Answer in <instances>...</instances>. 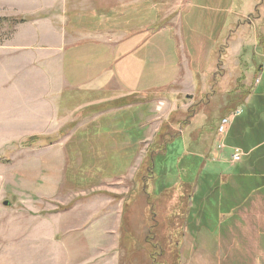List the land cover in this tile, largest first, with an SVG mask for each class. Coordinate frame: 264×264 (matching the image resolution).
Here are the masks:
<instances>
[{
  "label": "rangeland",
  "instance_id": "374dc122",
  "mask_svg": "<svg viewBox=\"0 0 264 264\" xmlns=\"http://www.w3.org/2000/svg\"><path fill=\"white\" fill-rule=\"evenodd\" d=\"M220 1V7L225 9L228 6L230 8L231 0ZM233 1H235L234 8L232 6L231 8L236 12L242 10L243 4L248 5L255 2L256 9H243L246 17L243 18L241 25L243 40L246 42V48L251 52L254 49L255 36L261 31V26L264 23V19L260 17L261 12L264 14V1L247 0L245 3L244 0ZM57 2L60 1L0 0V48L14 43L29 44L27 46L28 50L24 49L23 53L30 57L32 50H34V45L31 44L46 46L48 41L59 38L58 34L49 33L51 27L47 23L50 20L48 17L53 12V5ZM68 5L70 8H74V6L81 8L80 10L67 12L66 28L72 33V35L66 34L68 39H70V36H75L82 40L85 35L80 33L107 32L104 33L105 36L111 35L113 37L111 41L114 43L119 41V49L122 50L126 46V42H122V40L133 33H135L136 46L137 43H141L144 37L159 34V38L152 41L156 43L154 51L151 52L152 56L146 58L151 60L152 64L145 63L143 66V68L148 66V69L151 66L154 67L155 61L162 59V24L167 23L168 25L171 23L175 27L180 24L181 26L184 25L182 18L184 19V13L189 12L190 9H188L189 5L184 0H79V2L76 0L75 4L70 1ZM228 12L232 20L240 18L235 13ZM59 20L61 21V19ZM118 31H122V33H118ZM111 32L113 33L110 34ZM216 33L220 34V29ZM166 34L167 39L169 38L173 43L174 55L176 61H178L183 48L181 42L178 41L179 39H177L175 33L171 34L167 31ZM263 41L260 40V42ZM103 44L102 50L105 55L104 58H106L110 48L105 43ZM6 50L8 49H0V177L4 178L0 189V264H78L79 258L89 257L90 260H95L97 258L96 254L103 249H119V264H145V262H140L136 255L144 254V259L148 261L147 253L155 256L159 247L158 244H153L157 240L149 232V228L144 221L145 215L142 211L145 209V204H135L136 206H133L130 213H134L133 224L140 239L137 242L142 245L139 247V251L133 253L134 260L125 258L126 248L120 246V227L122 221L126 220V213L129 210L126 209L127 211L123 212V216H121L122 208L123 211L125 210V205L122 206L123 196L131 191L135 183L134 180L141 181L140 175L145 169V165H147L145 162H147L151 145L155 143L152 139H156L160 134L159 131L165 125V122L174 119L176 115L178 118L181 117L179 111L187 109L193 111L194 107H198L197 113L195 112L192 117V126L188 130V134L194 137L191 146H197V149H200L202 153H206L208 150L211 153L212 148L210 149V147L214 146V140L211 143L209 142L208 146L205 142V138L209 137L211 133L205 130L204 141L198 139L199 134L203 132L202 130L208 124L209 119L213 117L218 120L225 107L230 106L229 109H232V111L236 109L237 107H233V105L237 104L239 98L224 93L221 81L216 82V85H214L213 75L210 74L206 77L203 76V79L206 78L201 83L203 91H200V88H196L194 91L190 90L191 85L188 86L185 79L184 82L181 80V82L175 84L168 83L163 86H154L158 83L156 81L162 80V70L159 69L156 70L151 81H146L141 77L139 79L140 84L152 88L150 91L129 94L127 97L117 99H146L143 102H147V108L151 107L149 110L150 115L145 118L150 126V136L149 134L139 135V140L134 139V141H141L139 145H132L133 149L136 150V154L137 150L140 152L138 153L135 173L106 180H102L95 175L96 178L91 181L79 183L76 181V177L67 178L66 173L68 172V175L72 176L75 171H80L79 173L86 172L88 165L91 163L90 161L93 162L94 167L92 166V169H96L99 173L101 168L112 171V167L110 163L108 164L102 157H99L100 155L103 156L104 149L100 150L102 152L99 151L98 154L92 155L95 152L91 150L89 144L80 145L77 143V145H73L76 140L69 143L68 138L74 132V129H70L69 126L72 125L71 123L75 124L83 121V116H79L89 106V104L84 105L85 103L101 100L96 103L97 106L92 107L95 108V111L103 110L108 105L106 102L111 104V101L116 99L111 98L115 94L102 92L96 98H89L88 96V99L84 100L83 96L79 98L83 94L77 88H70L71 91H68L62 102H66V107L70 111H74L80 106V109L84 108L82 109L83 112H71L67 118L60 117V120H56L53 129L44 134L30 135L33 132L29 134L28 129L21 128L15 123L5 124L4 120L8 116H19L21 118L22 115H26V112H30V109L21 103L26 96L25 93L30 92V88L26 85L28 78L23 75L27 73L26 75H31L30 77L38 81L41 78L45 79L46 75L41 70L37 71L36 66L30 65V70L25 71L26 69H23L19 71L20 69H18L16 74L13 71L11 72L12 76H10V69L5 64L6 57L9 55ZM142 52L139 53L140 57L144 56ZM68 53H65L67 56H65L64 63L68 61ZM169 53L173 54L171 51ZM8 63L9 61H7ZM232 69L236 71L237 67L235 69L233 66ZM64 70L66 72V66ZM169 73L173 74L172 72ZM233 75L235 78L237 77L235 74ZM171 76L173 75H169L167 78ZM221 78L223 80L224 76L219 77V79ZM14 80H17L19 85L9 87V83ZM234 84H237V81ZM29 86L31 85L29 84ZM210 87L217 89V92H215L217 95L211 97V99L209 98V103L200 104V96ZM38 88L39 85L32 86L34 92ZM188 91L192 92L188 93ZM28 99H25V101H28ZM164 102L172 103V106L175 102L176 105H179V108L174 107L171 113L167 112L166 119L162 123V117H165L162 114V110H164L162 103L164 104ZM36 104L37 101L33 105V109H35ZM242 104L241 102L238 107ZM166 110L169 109L166 108ZM137 113L133 106L125 119L130 121L135 117L138 118L143 114V111ZM190 135L187 136L189 141ZM217 135L221 136L216 129L214 138ZM110 136L108 137L110 138ZM148 136L151 137L150 140L147 138ZM182 148L180 138L170 147L175 156L176 152H180ZM214 148L218 152L220 151L217 152V155H214L216 161L232 160L231 149H219L216 145ZM174 158L172 156L169 160ZM97 163H99V166H96ZM172 164L175 165L176 162H168L169 167ZM190 165L186 169H182L183 176L189 175L187 172L191 169L192 163ZM227 166V163L219 165L223 168ZM161 168L162 158L158 157L156 158V171L159 172ZM182 168H185L184 165ZM117 169L118 167H115V170ZM172 178L176 180L174 176ZM165 179L169 180L170 177L167 175ZM232 186L240 188L238 192H243L240 185L233 181ZM120 196L122 198L118 199ZM177 198L162 195L160 205L165 207V210L167 207L169 209ZM5 200L10 201V204L6 205ZM139 201L143 203V198ZM261 209L256 211V215L253 211H247V209L237 210L232 218H224L225 220L222 218L223 222L221 223L223 224L219 225L220 230L213 231V234L206 231H201L198 234L186 228L182 246H180V264H250V262L252 264H264V252H260V250H264V209ZM163 216L164 219H160L161 222L165 221L166 212L164 210ZM171 222L172 220L168 216L165 230L170 228ZM92 226L95 227L93 231L90 229ZM126 226L128 225L125 224ZM160 227L157 226L152 231L161 235ZM89 233L92 237H96V240L90 237ZM162 235H164V230ZM239 235L243 237L240 239L245 242V251H240L239 245L236 244L239 241V238H237ZM231 237H233V241ZM250 245L253 247L251 248ZM223 249L229 251L223 253Z\"/></svg>",
  "mask_w": 264,
  "mask_h": 264
},
{
  "label": "crops",
  "instance_id": "0c3cea01",
  "mask_svg": "<svg viewBox=\"0 0 264 264\" xmlns=\"http://www.w3.org/2000/svg\"><path fill=\"white\" fill-rule=\"evenodd\" d=\"M58 1L61 3L57 2L53 5V12L52 15L48 17L50 20L47 21V23H49V27H51L49 33L54 35L58 34L59 38H55L53 41H48L46 46L41 44H31L34 45V50H32L30 57L23 53L24 49L28 50L27 46H29V44L14 43L13 45H6L0 48L8 49L6 52H8L9 55L6 57L5 64L10 69V76H12L11 72L13 71L14 74H16L18 69H20L19 71L23 69H26L25 71L30 70V65L36 66L37 71L41 70L46 75L45 79L41 78V80L38 81L37 79L30 77L31 75H26L27 73L23 75L24 71L22 72V75L25 78H28L26 85L30 88V92L25 93L26 96L21 103L26 105V107L30 109V112H26V115H22L21 118L19 116H8L4 120L5 124H18L19 127L28 129L29 134L33 132L30 135L44 134L48 130L54 128L56 120H60V117L67 118L70 116L71 112H83L82 109L84 108L80 109V106L74 111H70L66 105H64V102H62L68 91H71L70 88H77L79 92L83 94L79 96V98L83 96L82 98L84 100H87L88 96L89 98H96V96L101 95L102 92L115 94V96H112L111 98H116L115 100H117L119 97H127L129 94L150 91L152 88L140 84L141 82H139V79L142 77L146 81H151L155 76L157 69L162 70V80L159 79V81H156L158 83L154 86H163L168 83L175 84L179 81L181 82V80L184 82L185 79L187 85H191L190 90L193 91L196 88H200V91H203L201 83L206 79L205 77L207 75H213L212 81L214 82V85H216V82L218 83V81H221V85L225 91L224 93H227L228 96L232 95L233 97L236 96L237 99L239 98L237 104L233 105V107L236 106L237 108H241V115L244 114L243 108L245 104L249 102L250 105H254L257 113L262 111L264 117V106L261 105L259 100L255 97L257 95H264V68L256 73L257 65H260L262 59H264V23L261 26V31L255 36L254 49L251 52L246 48V42L243 40V31L241 30L243 18L246 17V14L243 13V9H256L255 2L248 5L243 4L242 10L236 12L231 8V6L234 8L235 1L233 0H231L229 4L230 8L226 7L225 9L220 7V0H206V3H203L204 0H184L187 5H189L188 9L190 8L188 10L189 12L184 13L186 24L184 23L183 18L184 25L182 26L181 24L177 27L173 26L171 23L168 25L167 23L162 24V59L155 61L154 67L151 66L150 69H148V66L146 68H143V66L145 63L152 64V61L146 58L152 56L151 52L154 51L156 44L152 41L157 40L160 36L159 34H154L155 36L151 34L144 37L141 41L142 44L137 43L136 46L135 33H133L122 40V42H126V46L122 49L123 51L119 49V41L114 43L111 41L113 38L111 35L105 36L104 33L107 32H79L80 34L85 35L82 40L75 36H70V39H68L66 34L72 35V33L66 28L65 19L68 17L67 12L80 10L81 8L75 6L74 8H70L68 5V2L70 1H73L75 4L76 0ZM77 2H79V0H77ZM245 2H247V0H244V3ZM228 11H230V13H235V15L240 16V18L232 20ZM260 17L261 19H264V14L262 12ZM59 19H61V21ZM197 19H199V21H197ZM218 29H220V34L216 33ZM167 31L171 34L175 33L177 39H179L178 41L181 42L183 47L178 61H176L174 55L173 43L169 38L167 39ZM119 32L122 33V31H118V33ZM112 33L113 32L110 34ZM260 40L263 42H260ZM103 43L110 48L106 58H104L105 55L102 50ZM134 49H136V51H134ZM141 51H143L142 54H144V58L139 55ZM169 51L173 52V54L169 53ZM66 52H69V57L67 58L68 61L64 63L65 56H67V54L65 55ZM26 54H28V52H26ZM7 61H9L8 64ZM200 62L201 64H199ZM65 66L66 72L64 70ZM233 66L235 69L237 67L236 71H233ZM146 72H148V74H146ZM169 72H172L173 74H170ZM233 74L237 77L235 78ZM169 75L173 76L167 78ZM203 76H205L204 79ZM220 76H224L223 80L222 78L219 79ZM17 80L9 83V87L19 85ZM235 81H237V84H234ZM29 84L31 86H29ZM36 85H39V88L34 92L32 86L35 87ZM189 92L192 91H188V93ZM204 92L205 93H203L199 99L207 98V103L210 102L211 97L217 95V93H215L217 92V89H212V87ZM208 93H210V95H208L209 97L207 96ZM25 99H28V101H25ZM36 101L37 104L35 109H33V105ZM100 101L101 100H95L84 104H89V106L85 109L83 114L79 116H83V121L79 123L77 122L75 123V126H73L72 129H74V132L71 133L68 138L69 143L72 140H76V143L73 145H77V143L80 145L89 144L91 150L95 152L92 154H98L101 149H104L100 148V145L109 146L113 148V150L118 148L124 151H129V154H135L131 158L129 166L124 170L117 169L114 171V165H116L114 154L111 153L109 155V152H107L108 150L106 149H104V152L100 151L103 153V156L100 155L99 157H102L104 161L108 157V161L110 159L111 162L109 161L107 163H110L112 167V171L105 168L100 169V178L102 180L120 178L129 175V173L134 174L136 164L138 163V153L140 152L137 150L136 154V150L133 149L132 145H139V142L141 141H134V139L139 140V135L149 134L150 136V126L145 118L150 115L149 110L151 107L147 108V102H140L138 104H129L125 107H115L95 111V108L92 106H97L96 103ZM199 102L202 104V101L199 100ZM240 102L243 104L238 107ZM133 106L136 113L138 111H143L144 115L142 114L138 116V118L135 117L131 119L129 123V120L127 121L125 119V115H128L129 110H131ZM162 107L164 108L162 114L165 115V117H162L163 123L166 119V114L169 112L171 113L174 110V107L179 108V105H176L174 102L172 106V103L164 102V104L162 103ZM229 107L230 106L225 107L224 110H232H228ZM166 108L169 110L167 111ZM234 119L229 126L228 133L225 137L217 135L213 139L214 146H217L216 143L221 139V141L224 140L226 144L224 149L228 148L227 150L231 149L233 152L234 148L240 147L234 143V130L231 132L230 137V130H232ZM261 128L264 129L263 127ZM247 129V127H241V129L237 130L239 133L238 138L247 132ZM109 132H111V135L113 136L118 135V137L114 139L115 141L108 137L110 136ZM156 132L154 133V136ZM183 132L184 131L181 130L182 135L179 137L180 140H182L183 145V148L179 153L180 157L183 156V154H189L191 156H196V158L190 159V157H187L185 168L177 170L176 164H172L169 167L168 170L173 171L174 177L176 178L173 183L174 185L179 183L181 178L184 177L191 182H195V192L197 195H201L208 190L210 187L209 185L213 181V178L206 177L205 173H218V175L225 176V178L228 179V176L236 174L234 172H237L241 165V168L244 166L245 168H243L242 172L237 176L239 178H249L252 176L254 170H252L251 166L248 164V161H250V155L246 154L244 148L240 147L245 152L243 160L241 159L240 162L233 163L231 160L227 159L226 161L218 162L214 157L215 154L217 155L218 151L213 145L210 147V149L212 148L211 153L210 150H208L209 154L208 152L202 153L200 149H197V146L190 147L188 145V138ZM149 136L147 138L150 140L151 137ZM199 137H202V133L199 134ZM228 139H230L233 144L229 145L227 143L228 141H226ZM152 140L154 141V138ZM213 140L210 139V143ZM172 145H174V143L169 145V152L172 150L170 149ZM199 158H201V160ZM252 161L255 162L256 159L253 158ZM190 163H193V165L187 172L189 175L183 176L182 169L191 166ZM222 163H227L228 166L225 168L219 167ZM158 173L159 176H162L160 175L162 173V168ZM258 177L260 178V176H257V178ZM232 181L236 182V180ZM260 192L264 193V189L253 190L252 193H254L255 196L248 200L241 210L247 209V211H253L256 215V211L261 208L264 209V199H262L264 196H262L263 194L259 195L258 193ZM122 206L124 207V204ZM123 212L122 208L121 216H123ZM90 229L93 231L95 227L92 226ZM89 236L92 237L91 233H89ZM92 238L96 240V237ZM237 238H239V241L236 243L239 245V250L245 251V242L240 239L243 237H240L239 235ZM231 240L233 241V237H231ZM250 246L251 248L253 247L252 245ZM254 248L256 249V247ZM227 250L228 249H223V253ZM118 252L119 249H103L96 254L97 258L95 260H90L89 257L84 259L79 258L78 264H119L120 255Z\"/></svg>",
  "mask_w": 264,
  "mask_h": 264
},
{
  "label": "trees",
  "instance_id": "16d2710c",
  "mask_svg": "<svg viewBox=\"0 0 264 264\" xmlns=\"http://www.w3.org/2000/svg\"><path fill=\"white\" fill-rule=\"evenodd\" d=\"M203 3H206V0H204ZM262 63L263 59L261 64L257 65L256 73L263 69ZM255 97L259 100V103L264 106V95H257ZM145 100L131 98L113 100L111 101V104L106 102L108 104L106 109L125 107L129 104H138ZM200 101H202L204 104L207 103L208 99L201 98ZM64 104L66 105V102H64ZM197 110L198 107H194L193 111L191 109L179 111L178 113L181 115L180 118L176 117V115L174 119L165 123V125L159 131L160 134H158L156 139H154L153 142L155 143H152L151 149L149 151L150 153H147V162H145L147 165H145L146 167L140 175L141 181L138 179L134 180L135 183L131 191L127 195L123 196V204L125 205L124 212L127 211L126 209H129L126 213V220L122 221V225L120 227V246L126 248V259L130 258L131 260H134L133 253L139 251V247L142 246L137 242L139 237L136 232V227L133 224L134 213L130 214L133 206H136L135 204H145V209L142 211L145 215L144 221L149 228V232H151L153 237L157 240L156 243H152L154 245L158 244L159 246L157 248L158 253L155 256H152L151 253H147L149 262L144 259V254L136 255V257L140 262H145V264H180V246H182L186 228L190 229L191 232L198 234H200L201 231H206L207 233L211 232L213 234V231L220 230L219 225L223 224L221 223L223 220L232 218L237 210H241L244 207L243 205L255 196V194L252 193L253 190L264 189V129L261 128H264V117L262 115V111L257 113L254 105H250L249 102L245 104L243 108L244 114H240L235 117L232 130H230V137L231 132L234 130V143L237 146L244 148L246 154L250 155V161H248V164L251 166L252 170H254L252 176L249 178H239L237 175H239L242 172V169L245 168V166L241 168V165L239 170L234 172L236 173L233 174L234 177L231 175L228 176V179H226L225 176L223 177L222 175H218V173H205L206 177L211 179L213 178V181L209 185L210 187L208 190L201 195H197L195 192V182H191L189 179L184 177L181 178L179 183L175 185L173 184L175 181L172 178V176H174V172L168 170V162H176V169L179 170L183 165L185 167V161L187 157L194 159L196 156L183 154V156L180 157V152L178 151L176 152L175 156L173 154V150L169 152V145L171 143H175L177 140L176 138H179L182 135L181 130L184 131L183 133H185L186 137L190 135L188 134V130L191 128V123L193 120L192 117L195 112L197 113ZM230 111L224 110L218 120L213 117L209 119L208 124H206V127L202 130L203 132H201L202 137H198V139L204 141V133L206 132L205 130H207L209 133H211V135L209 134V137L205 138L206 145L208 146L210 139H214L215 131L218 128L220 120L222 117L229 114ZM128 122L130 123V121ZM73 126H75V124L70 125L69 128L72 129ZM241 127H247L248 129L247 132L238 138L239 133L237 130L241 129ZM109 134L111 135V132H109ZM117 137L118 135L110 136V138L113 140ZM193 140V135H190V141L188 140L189 146H191ZM226 141H228L227 143L229 145L233 144L230 139ZM100 146V148L108 150L107 152H109V155L111 153L114 154L116 162L114 169L115 167H118V170H124L130 165L131 158L135 155L129 154V151H124L118 148L113 150V148H109L106 145ZM172 156L175 158L173 160H169V158ZM158 157L162 158V176H159V173L156 171V158ZM107 158L105 159V162L110 161V159L108 161ZM253 158L256 159L255 162L252 161ZM199 159L201 160V158ZM90 162L91 163L88 165V170L86 172L79 173L80 171H75L72 176H69L67 172V178L76 177V181L79 183L89 182L97 176L100 178V173H98L96 169H92L93 162ZM96 166H99V163H97ZM167 175L170 177L169 180L165 179ZM257 176H260V178H257ZM232 180H236L234 183L240 184L243 192H238L240 188L232 186ZM258 194H263L262 196H264L263 192ZM162 195L168 197L172 196L174 199L177 197L178 198L169 209L167 207L165 210V207H161L160 205L162 203L160 199L162 198ZM121 198V196L118 197V199ZM141 198H143V203H140L141 201H139ZM163 210L166 212V216L165 221L161 222L160 219H164ZM168 216L171 218L172 222L170 224V228L165 230ZM125 224L128 226L125 227ZM157 226H161V235H158L152 231V229ZM163 230L164 235H162ZM260 252L262 253L264 250H260ZM250 264L252 263L250 262Z\"/></svg>",
  "mask_w": 264,
  "mask_h": 264
},
{
  "label": "built area",
  "instance_id": "2783aa9c",
  "mask_svg": "<svg viewBox=\"0 0 264 264\" xmlns=\"http://www.w3.org/2000/svg\"><path fill=\"white\" fill-rule=\"evenodd\" d=\"M263 68H264V59H263ZM242 112L241 108H237L234 111L230 112L229 114L225 115L224 117H222V119L220 120L219 124H218V134L221 135L222 137H225V135L228 133V129L229 126L232 124L233 119L240 115ZM217 147L219 149H223L226 147L225 141H221V139L218 141ZM245 155V152L243 149H241L240 147H236L233 149L232 152V160L231 162L233 163H237L240 162L242 157Z\"/></svg>",
  "mask_w": 264,
  "mask_h": 264
},
{
  "label": "water",
  "instance_id": "95a60500",
  "mask_svg": "<svg viewBox=\"0 0 264 264\" xmlns=\"http://www.w3.org/2000/svg\"><path fill=\"white\" fill-rule=\"evenodd\" d=\"M3 181H4V178H3V177H0V189H1V187H2ZM4 203H5L6 205H9V204H10V201L5 200Z\"/></svg>",
  "mask_w": 264,
  "mask_h": 264
}]
</instances>
